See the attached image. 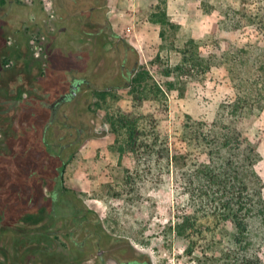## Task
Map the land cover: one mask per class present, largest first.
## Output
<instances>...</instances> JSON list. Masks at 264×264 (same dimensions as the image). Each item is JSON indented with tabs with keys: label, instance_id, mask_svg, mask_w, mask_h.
Returning a JSON list of instances; mask_svg holds the SVG:
<instances>
[{
	"label": "rangeland",
	"instance_id": "obj_1",
	"mask_svg": "<svg viewBox=\"0 0 264 264\" xmlns=\"http://www.w3.org/2000/svg\"><path fill=\"white\" fill-rule=\"evenodd\" d=\"M156 5L154 0H108L106 11L110 29L136 52V76L148 73V83L167 92L166 100L145 102L138 113L150 124L157 122L171 154H176L184 149L181 133L187 116L210 124L219 107L236 96L234 79L220 62L221 55L248 43L254 57L261 59L264 36L256 26H237L233 12L224 16L229 6L239 11L240 0H167L168 19L161 24L150 21ZM254 7L250 0L243 13L251 15ZM44 21L43 0H14L13 7L0 8V25L11 26L7 36L4 30L0 33V264H96L91 255L96 236L90 235L95 232L105 249L124 244L123 255L131 262L195 264L184 252L185 243L170 232L189 214L173 171L156 164L151 170L142 164L137 171L129 156L119 166L118 157L108 149L114 136L104 123L106 104L100 100L104 94H90L66 106L68 117L62 119L61 114L49 132L54 142L63 139L60 146L77 130H85L83 142L69 152L64 200L55 205L49 201L54 172L47 156L34 152L35 148L28 150V142L37 145L31 137L32 125L39 133L47 120L39 111L40 115H32V109L44 100L53 101L59 91L53 87L52 74L79 76L92 65L76 60L77 43L65 34L61 40L62 32L56 28L44 31ZM191 39L200 43L203 57L212 58V69L204 78L189 81L186 88L169 90L165 84L174 80L163 73L179 64V51ZM129 91L106 93L108 105L133 112ZM33 97L35 101H29ZM238 127L261 157L256 171L264 181V109L242 118ZM125 169L133 176L129 183L123 180ZM84 207L93 214H88L90 222L80 230L71 211ZM226 228L223 239L232 241L235 227L228 223ZM71 237L84 241V248L74 245Z\"/></svg>",
	"mask_w": 264,
	"mask_h": 264
},
{
	"label": "trees",
	"instance_id": "obj_2",
	"mask_svg": "<svg viewBox=\"0 0 264 264\" xmlns=\"http://www.w3.org/2000/svg\"><path fill=\"white\" fill-rule=\"evenodd\" d=\"M154 1L157 5L150 14V21L153 24L166 22L167 0ZM249 1L240 0V12L229 6L224 16L231 11L237 26H256L264 36V0H254V12L246 15L243 12ZM200 50V43L191 39L179 51V64L163 73L174 80L165 84L169 90L186 88L189 81L202 79L211 71L212 58L203 57ZM261 52L262 60L258 55L255 58L253 46L247 43L234 46L233 50L221 55L220 62L234 79L236 96L219 107L210 124L187 116L181 133L184 149L176 154H171L168 140L160 135L157 122L150 124L147 117L138 113L145 102L161 97L166 100L167 92L161 85L148 83V73L135 76L127 87L135 102L133 112L113 109L107 103V94L100 98L106 104L104 123L114 136L108 149L118 157L119 166H122L123 157L129 156L137 171L142 164L149 165V170L156 164L159 169L166 167L173 171L189 214L170 227V232L185 243L184 252L195 264H264V181L256 171L261 157L254 144L243 138L238 127L242 118L264 109V49ZM29 101H35L34 97ZM33 107L32 115H40L38 111L45 114L44 102H40L38 108ZM31 132L37 145H30L29 150L35 148L34 152L47 156L50 172H54L49 201L55 205L64 200L63 175L72 157L69 153L64 158L68 147L51 141L42 130L37 133L35 125ZM124 172L123 180L129 183L132 173L129 169ZM71 213L80 230L90 222L87 215L93 214L86 207L82 211L72 209ZM96 223L98 221H94ZM228 223L234 225L235 236L232 241L225 242ZM96 234L100 236L99 232ZM71 242L80 245L74 237Z\"/></svg>",
	"mask_w": 264,
	"mask_h": 264
},
{
	"label": "flooded vegetation",
	"instance_id": "obj_3",
	"mask_svg": "<svg viewBox=\"0 0 264 264\" xmlns=\"http://www.w3.org/2000/svg\"><path fill=\"white\" fill-rule=\"evenodd\" d=\"M108 0H43V14L45 17L43 30H58L62 32L61 40L65 37L77 43L75 58L79 63L92 65L91 70L86 69L79 76L62 74L58 86L59 89L54 93L53 101H43L44 113L47 123L42 129L43 135H49L52 127L58 122L59 116L62 119L68 117L65 113L66 106L71 105L79 98L91 96L90 94H106L121 89H127L138 72V62L135 60L133 48L118 37L109 27L108 13L106 11ZM14 0H0V8H11ZM4 12H8L7 10ZM17 20V18L15 17ZM29 21V16L27 18ZM50 27V28H49ZM10 27L0 25V33ZM47 34V33H46ZM56 34V33H55ZM6 51V48H5ZM4 51V52H5ZM1 54V53H0ZM7 54V53H5ZM77 72H75L76 74ZM68 78H65V77ZM54 80V78H53ZM57 84V83H56ZM56 90V89H55ZM66 130L71 129L68 123L63 124ZM85 130L76 131L75 137L66 144V153L71 152L72 148L78 147L84 140ZM61 138V137H60ZM53 138L50 137V140ZM63 139L56 142L61 143ZM54 142V141H53ZM29 147V142H28ZM29 150V149H28ZM88 216V215H87ZM93 235V234H90ZM86 236V237H90ZM95 240L92 245V258L96 264H143L137 259L131 262L123 255L124 249L121 243L111 249L102 247L101 235L94 234ZM79 249L84 248L85 242L76 245ZM116 249V250H114ZM145 263H148L147 261Z\"/></svg>",
	"mask_w": 264,
	"mask_h": 264
},
{
	"label": "crops",
	"instance_id": "obj_4",
	"mask_svg": "<svg viewBox=\"0 0 264 264\" xmlns=\"http://www.w3.org/2000/svg\"><path fill=\"white\" fill-rule=\"evenodd\" d=\"M35 9H37V7H35ZM44 22H45V21H44ZM44 22H43V24H42V28H44ZM6 33H7V32H6ZM1 58H2V55H1ZM58 74H59V73H58ZM52 76H53V77H52V81H54L53 87H56L55 84L57 83V86L59 85L58 82H59V80H60V79H59L60 77H58V75L56 76V75H54V74H52ZM54 76H56V77H54ZM53 78H54V80H53ZM56 80H57L58 82H56ZM55 89H56V88H55Z\"/></svg>",
	"mask_w": 264,
	"mask_h": 264
}]
</instances>
